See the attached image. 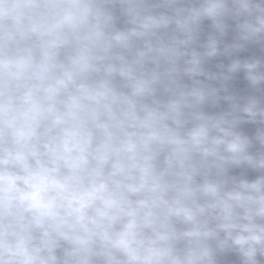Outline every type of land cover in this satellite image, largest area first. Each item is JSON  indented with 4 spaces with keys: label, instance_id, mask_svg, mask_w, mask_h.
<instances>
[{
    "label": "clouds",
    "instance_id": "obj_1",
    "mask_svg": "<svg viewBox=\"0 0 264 264\" xmlns=\"http://www.w3.org/2000/svg\"><path fill=\"white\" fill-rule=\"evenodd\" d=\"M0 264H264V0H0Z\"/></svg>",
    "mask_w": 264,
    "mask_h": 264
}]
</instances>
